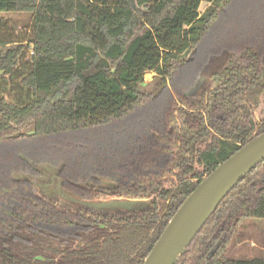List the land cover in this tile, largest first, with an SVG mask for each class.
<instances>
[{
	"label": "trees",
	"instance_id": "obj_1",
	"mask_svg": "<svg viewBox=\"0 0 264 264\" xmlns=\"http://www.w3.org/2000/svg\"><path fill=\"white\" fill-rule=\"evenodd\" d=\"M234 2L0 0V76L13 87L0 97V264H144L199 184L264 134V0L250 2L259 7L239 35L218 36L223 48L205 47ZM12 13L33 16L29 35L2 17ZM10 45L18 49L4 53ZM21 46L32 50L26 62ZM148 73L162 81L156 96L142 92ZM202 83L211 86L199 90ZM107 132L114 140L98 151L74 141ZM31 163L55 164L65 190L85 201L147 203L124 212L63 208L14 178L37 175ZM250 219H264V162L176 264H264V249L228 255Z\"/></svg>",
	"mask_w": 264,
	"mask_h": 264
},
{
	"label": "rangeland",
	"instance_id": "obj_2",
	"mask_svg": "<svg viewBox=\"0 0 264 264\" xmlns=\"http://www.w3.org/2000/svg\"><path fill=\"white\" fill-rule=\"evenodd\" d=\"M254 0H235V2L230 5L229 9H226L220 21L217 24L216 33L211 37L207 45L206 49L217 51L221 48L216 40L218 36L222 39H225L227 36L234 35L233 37L240 34L238 30H240V26H246L249 18V12H256L259 4L257 2H253L252 6H250V2ZM210 4L203 3L201 5L200 11L201 14H204L208 11ZM239 7V9L237 8ZM251 7L250 10L246 11L247 8ZM246 13L245 15H243ZM4 19L9 20V24L18 32H22L23 34L29 35L32 27H33V16L31 14L26 13H12V14H4L2 15ZM247 28L243 27L242 32H247ZM219 37V38H220ZM24 49V53L22 54L21 62L28 61V57L31 55V48L29 46H21ZM17 45H10L3 49L4 53L8 50H17ZM5 80V81H4ZM9 78H5L0 76V97L2 94L5 99H9L10 88L13 87L8 82ZM8 82V84H7ZM6 83V84H5ZM211 86L209 84H203L199 86V90L206 89ZM214 86V85H213ZM212 86V87H213ZM9 88V89H8ZM195 88V87H194ZM163 85L162 81L159 77L154 73H148L145 76L144 84L142 85V92L148 95L156 96L162 92ZM173 91V89L170 88ZM193 90V89H192ZM191 90V91H192ZM198 90V91H199ZM195 92L188 96L191 101L195 100L197 97L195 96ZM13 97V96H12ZM262 108L257 111V116L259 119L264 118V96ZM111 132V131H110ZM83 136V137H81ZM99 136V137H98ZM96 137V138H95ZM114 138L110 136V133L107 132L104 136H100V134H83L80 135L79 139H75L74 141L80 143L88 152L91 150L98 151V148L104 146L106 143L113 141ZM54 144L58 145L57 142L51 141ZM51 143V144H52ZM29 145V143H26ZM25 144V145H26ZM99 161V160H98ZM45 164H32L34 173H25L20 177L17 176L15 179H24L26 181H30L33 183L34 192L36 196L40 198H44L47 201L57 202L61 205V207L74 210L78 209L80 206H89L94 210L101 212H124L127 210H135L139 208H143L145 202H134L128 201L124 199H118L113 197H105L97 200L85 201L79 197H76L74 194L65 190L64 182L60 178L61 170L58 169L55 164L46 163ZM104 182V181H103ZM102 182L103 185H105ZM231 244L228 251V255L233 258H251L258 255L264 249V219H250L245 220L238 230V232L234 236V240Z\"/></svg>",
	"mask_w": 264,
	"mask_h": 264
},
{
	"label": "water",
	"instance_id": "obj_3",
	"mask_svg": "<svg viewBox=\"0 0 264 264\" xmlns=\"http://www.w3.org/2000/svg\"><path fill=\"white\" fill-rule=\"evenodd\" d=\"M264 162V134L222 163L178 209L144 264H176L225 197Z\"/></svg>",
	"mask_w": 264,
	"mask_h": 264
}]
</instances>
